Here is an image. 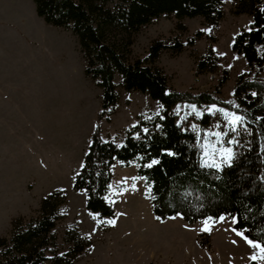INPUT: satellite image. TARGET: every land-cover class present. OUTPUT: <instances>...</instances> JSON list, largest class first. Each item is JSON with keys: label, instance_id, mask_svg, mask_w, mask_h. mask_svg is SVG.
<instances>
[{"label": "rangeland", "instance_id": "obj_1", "mask_svg": "<svg viewBox=\"0 0 264 264\" xmlns=\"http://www.w3.org/2000/svg\"><path fill=\"white\" fill-rule=\"evenodd\" d=\"M251 21L250 14L235 13L233 0H224L223 16L215 25L200 16H161L130 35L106 32L107 42L126 62L143 59L156 41L185 43L178 53L161 50L154 62L168 86L181 92H216L223 70H228L218 93L226 104L180 102L174 107L177 120L195 133L207 166L220 168L233 157L230 141H235L242 119L233 131L223 112L240 116L233 92L238 75L249 67L232 43ZM199 30L203 35L196 38ZM192 37L194 44H187ZM209 47L212 60L198 72L197 61ZM85 69L78 36L70 29L46 23L33 0H0V237L9 239L13 228H24L39 216L43 197L61 192L66 197L59 205L61 218L45 241L48 258L69 250L65 233L74 227L89 245L71 264H249L253 255L259 257L244 230L233 227L234 218L222 215L192 223L179 214L157 218L135 161L122 165L115 160L111 167L105 198L114 209L112 218L86 209V191L73 184L94 130L100 128L103 140L121 145L138 117L157 113L160 105L147 93L125 91L115 73L117 101L98 119L103 88ZM259 76L264 79V69ZM205 112L210 117L203 125ZM216 132L227 134L218 141ZM224 149H230V160ZM69 261L67 256L61 264ZM255 262L264 264V259Z\"/></svg>", "mask_w": 264, "mask_h": 264}, {"label": "trees", "instance_id": "obj_2", "mask_svg": "<svg viewBox=\"0 0 264 264\" xmlns=\"http://www.w3.org/2000/svg\"><path fill=\"white\" fill-rule=\"evenodd\" d=\"M33 1L37 15L46 23L70 29L78 36L86 73L99 78L103 88L98 119L105 111L111 112L117 101L115 73L120 75L125 91L147 93L160 105L157 113L138 117L126 130L121 145L103 140L100 128L94 130L73 184L74 189L86 191V209L99 218H112L114 209L105 198L111 167L115 160L122 165L135 161L139 175L149 186L157 218L179 214L192 223L224 215L234 218L233 227L243 229L248 239L264 242V79L259 76L264 69V0H233L235 13L252 16L249 28L236 34L232 43L233 51L244 56L249 70L240 73L235 82L233 97L242 127L236 131L231 162L220 168L202 163L196 135L177 120L174 107L180 102L225 103L218 93L228 70H223L216 92H181L168 86L166 74L154 62L161 50L178 53L185 43L156 41L143 59L126 62L115 45L107 42L106 32L130 35L161 16H200L215 25L223 16L224 0ZM202 35L199 30L195 37ZM194 42L192 37L187 44ZM208 51L197 61L198 72L212 60L213 50L209 47ZM209 117L205 112L201 123L205 125ZM65 198L61 192L49 193L40 202L39 216L20 230L13 228L9 239L0 237V264H44L47 259L61 264L67 256L69 264L73 263L89 245L76 227L65 233L68 251L49 258L45 254V241L61 218L59 205Z\"/></svg>", "mask_w": 264, "mask_h": 264}, {"label": "snow or ice", "instance_id": "obj_3", "mask_svg": "<svg viewBox=\"0 0 264 264\" xmlns=\"http://www.w3.org/2000/svg\"><path fill=\"white\" fill-rule=\"evenodd\" d=\"M193 111H195V108H193ZM215 111H220L219 109H216ZM223 116L224 118L228 121V123L232 126V130L236 131L237 126L241 123V117L234 115V114H229L227 112H223ZM227 133H220V132H216L214 133V135L217 137L218 141L222 139V135H226ZM230 142H234V141H230ZM207 155V153H205ZM171 155V153H170ZM223 156L227 157V159H231V151L230 149H224L223 151ZM216 167H219V165H215ZM235 222V220H234ZM109 223H114V221H109ZM238 235H242V233L238 232ZM245 239H247L245 237ZM247 242L249 243V245L251 247H253L254 249H258L259 250V257H257L256 255H253L251 257V259L253 261L259 259H264V242H254L252 240H247Z\"/></svg>", "mask_w": 264, "mask_h": 264}]
</instances>
